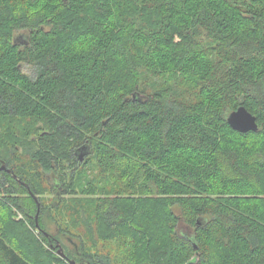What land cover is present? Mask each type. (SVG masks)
Instances as JSON below:
<instances>
[{
  "label": "trees",
  "instance_id": "trees-1",
  "mask_svg": "<svg viewBox=\"0 0 264 264\" xmlns=\"http://www.w3.org/2000/svg\"><path fill=\"white\" fill-rule=\"evenodd\" d=\"M1 165L0 264H264V0H0Z\"/></svg>",
  "mask_w": 264,
  "mask_h": 264
},
{
  "label": "water",
  "instance_id": "water-1",
  "mask_svg": "<svg viewBox=\"0 0 264 264\" xmlns=\"http://www.w3.org/2000/svg\"><path fill=\"white\" fill-rule=\"evenodd\" d=\"M226 120L232 129L239 132L256 131L258 129L256 116L252 114L250 111H248L243 105H239L236 109L230 111L227 115ZM86 153H87L86 146L85 145L81 146L77 152L79 160H82ZM4 168H5L4 165L0 166V170ZM36 217L37 215L35 216V218ZM58 253L60 255H64L61 248L58 250ZM69 263L83 264L82 262L78 263L72 259L69 261Z\"/></svg>",
  "mask_w": 264,
  "mask_h": 264
},
{
  "label": "rangeland",
  "instance_id": "rangeland-1",
  "mask_svg": "<svg viewBox=\"0 0 264 264\" xmlns=\"http://www.w3.org/2000/svg\"><path fill=\"white\" fill-rule=\"evenodd\" d=\"M22 70L25 72V73H27V74H32V70H31V68L28 66V65H22ZM64 196L67 198L68 196H69V194H64ZM40 201L43 203V204H47V203H51V202H53V199H54V193L53 192H51L50 190H49V188L47 189V187H46V190H44V192L40 195ZM15 210V212H16V215L14 216V218L16 219V220H19V219H21V218H23V215H22V213L20 212V211H18V210H16V209H14ZM0 211L1 212H4V210L3 209H0ZM34 218H35V216H34ZM35 220H37L38 221V219H37V217L35 218ZM46 230L48 231V232H54L55 230H54V226H53V223L52 222H49L48 221V224H47V226H46ZM103 243H105V242H103V241H97V248L99 249V248H101V246H102V244ZM107 243V245H108V247H109V249L113 252V253H115L116 254V251H117V248L120 246V244L116 241V240H112V241H110V242H106Z\"/></svg>",
  "mask_w": 264,
  "mask_h": 264
}]
</instances>
